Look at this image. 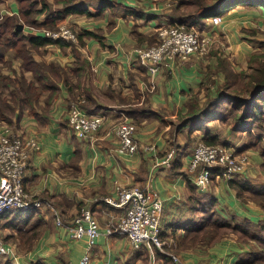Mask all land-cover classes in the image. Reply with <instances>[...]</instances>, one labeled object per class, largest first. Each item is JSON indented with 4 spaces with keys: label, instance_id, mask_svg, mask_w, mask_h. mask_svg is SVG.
Segmentation results:
<instances>
[{
    "label": "crops",
    "instance_id": "0c3cea01",
    "mask_svg": "<svg viewBox=\"0 0 264 264\" xmlns=\"http://www.w3.org/2000/svg\"><path fill=\"white\" fill-rule=\"evenodd\" d=\"M111 1L117 6L105 7L100 16L70 15L60 23L71 22L78 32L84 29L102 38L83 37L82 45L76 43L73 50L47 45L34 54L37 61L58 64L69 75L78 60L81 83L75 92L90 96L89 106L104 122L91 139H78L67 122L68 92L59 83L60 90L47 107L41 103L40 109L24 113L10 126L14 132L35 136L39 143V149L30 153L23 185L41 206L28 218L21 212L0 217V240L8 249L7 254H0V264H78L86 252L88 264H236L248 258L257 249H251L240 235L211 239L201 232L198 238L191 236L197 233L193 231L205 216L204 203L210 197L212 212L232 222L248 221L253 233L264 237L260 229L263 205L254 199L243 201L236 187V183L249 181L257 189L264 188V135L253 143L256 147L247 148L252 136L242 137L228 122L200 117L199 129L192 131L191 123L181 130L180 124L188 118L190 102H197L196 108L201 109L207 99L216 96L217 86L224 81L221 65L237 72L247 70L261 40L258 33L243 32L264 30V9L236 7L222 15L220 25L213 26L210 20L201 28L212 35L209 54L192 55L150 76L138 63L134 49L146 46V38L161 24H168L162 21L163 13L171 7L166 9L160 0ZM99 2L83 1L92 14L99 11ZM11 3L15 2H8L7 10ZM18 70L19 62L14 61L13 68L4 72L13 75ZM121 121L135 127L138 151L133 155L119 153L117 137L108 134ZM206 130L218 136L217 145L248 154L249 163L231 179L216 172L206 191L200 192L195 173L188 168L193 150L190 138L200 141ZM172 145L177 151L170 167H154L174 149ZM116 186L149 188L160 196L162 248L155 255L146 245L135 249L125 236L107 233L124 215L123 209L105 202L107 197L115 198ZM81 209H89L99 226L100 235L90 248L85 238L72 239L67 229Z\"/></svg>",
    "mask_w": 264,
    "mask_h": 264
},
{
    "label": "trees",
    "instance_id": "16d2710c",
    "mask_svg": "<svg viewBox=\"0 0 264 264\" xmlns=\"http://www.w3.org/2000/svg\"><path fill=\"white\" fill-rule=\"evenodd\" d=\"M7 1L0 0V4H4ZM13 1L17 4L18 14L0 16V123L12 125L24 113H33L40 109L41 103L47 107L53 96L60 90L59 83H62L66 88L69 101L82 96L85 100V104L82 106L84 111L88 114H95L89 106L92 102L90 96H84L83 91L75 92V89L79 88L81 83V66L78 60H76L75 66L71 68V74L69 75L68 71L58 64L37 61L34 58V54L40 53V48L47 45L68 47L73 50L76 43L82 45L83 37H94L96 39L102 37L83 29L80 32L77 31L75 42L52 40L40 34L27 33L24 31V25L32 26L39 30L53 31L57 30L60 23L65 21L70 15L97 17L103 14L105 7L117 6L116 3L111 0H100L99 11L92 14L83 1L56 0L61 3L58 8H51L47 2L49 0ZM170 1L173 3L171 14L165 15L168 24L183 25L186 29L194 28L200 31H202L201 28L204 25H207V22H210L212 17L225 15L236 7L264 8V0ZM188 4L194 7V11L180 14L181 8ZM40 17L41 19H38ZM19 24L23 25L21 30H17V25ZM257 32L253 30L247 31L250 35H254ZM155 36L157 37L156 33L146 39L151 42ZM136 37L141 40L140 35L136 34ZM259 43V50L252 55L247 70L237 72L228 66L221 65L224 81L217 86L216 96L207 99L201 109L196 108L197 102H190L188 118L180 124V130L190 123L189 128L191 131L194 129L198 130L199 127L197 125L200 117L204 119L214 118L228 122L230 125L233 124V131L251 135L253 142L249 143L247 148L256 147L253 143L261 140L264 135V42ZM14 61L19 62V70L17 72L13 71V75H9V73L1 71L2 66H5L3 67L5 70H11ZM26 73H29L30 76L27 77ZM73 77L76 78V83L72 80ZM207 89L209 90V88ZM46 93L47 96L44 99L43 97ZM207 94L210 95V93ZM200 141L207 144H217L218 136H212L211 132L206 130ZM234 149L237 154L240 153V149L238 150L235 147ZM219 170L220 168H215L212 176ZM236 187L240 199L243 201L254 199L259 201L264 207V188L257 189L249 181L236 183ZM213 203L214 201L210 197L205 200V216L197 224L196 231H193V233H197L191 237L194 238L196 236L195 238H198L199 234L203 232L207 238L210 236L211 239H214L220 235L219 229L231 228L236 233L245 236L244 238L247 240L252 239L260 244V249L251 251L248 258H241L236 264H264V237L253 233L248 221L232 222L212 212ZM38 210L39 208L27 210L12 209L8 212L14 215L18 212L25 213L28 218ZM20 226H15V228L19 231L21 230ZM260 229L264 232V224L260 225ZM34 230L31 229L30 231ZM26 232L28 233L29 231ZM208 242L210 241L207 240L206 243ZM158 251V249H153L154 255ZM163 259L165 261L168 260L166 256Z\"/></svg>",
    "mask_w": 264,
    "mask_h": 264
},
{
    "label": "built area",
    "instance_id": "2783aa9c",
    "mask_svg": "<svg viewBox=\"0 0 264 264\" xmlns=\"http://www.w3.org/2000/svg\"><path fill=\"white\" fill-rule=\"evenodd\" d=\"M8 10H5V12ZM7 15L14 13L6 12ZM222 23L221 16L211 18L213 26ZM27 28V27H26ZM31 33L40 34L52 40L76 41V33L69 27L59 25L57 30H37L28 28ZM212 45V35L208 32L186 29L183 25H163L158 29V42L147 47H137L134 54L138 63L146 69L150 76H155L164 68L174 66L176 62H183L190 56L204 57ZM78 100L69 103L67 122L78 139H91L104 122L100 114H88ZM134 125L127 121L115 124L108 134L118 139V152L133 155L138 151L134 140ZM39 149L37 138L14 132L8 125L0 126V215L12 210H27L39 208V201L33 200L26 192L23 180L28 165L30 153ZM175 157V149H171L154 163V167H170ZM249 163L248 154H237L234 149L217 144L199 143L191 154L188 168L195 173L194 183L200 192L208 188L212 172L221 169L226 179L233 178L242 172ZM115 198L107 197L105 202L124 210V215L114 229L107 233H118L125 236L130 245L138 249L146 245L153 253V249L161 250L160 240L161 215L163 203L155 191L137 186H116ZM57 225L61 224L56 215ZM72 239H86L88 248L93 247L100 232L96 219L89 209L81 211L71 220L67 227ZM8 253L7 247L0 240V254ZM177 262L176 257H171ZM89 254L80 259L78 264H88ZM152 264H155L153 261Z\"/></svg>",
    "mask_w": 264,
    "mask_h": 264
},
{
    "label": "rangeland",
    "instance_id": "374dc122",
    "mask_svg": "<svg viewBox=\"0 0 264 264\" xmlns=\"http://www.w3.org/2000/svg\"><path fill=\"white\" fill-rule=\"evenodd\" d=\"M10 1H12V0H8L6 3H4V4H0V16H7V14H6V12H11V13H16V12H18V7H17V4H16V2L15 3H11L10 4V8H11V10H8V11H6L5 12V10H7L8 9V2H10ZM55 1L56 0H49V1H47L48 3H49V5L51 6V8H58V7H60L61 6V3L60 2H58V1H56V3H55ZM77 2L78 1H85V3L87 4H89L92 0H76ZM90 1V2H89ZM163 4H164V6H166V9H169L172 5H173V3H171V1L170 0H160ZM185 1H189V0H185ZM189 5H191V4H188V5H186V6H183L182 8H181V10H180V14H184V13H190V12H192V11H194V7L192 6H189ZM9 8V9H10ZM164 9V8H163ZM163 9L161 10V11H163ZM171 9V8H170ZM259 9V8H258ZM262 9H264V8H262ZM165 10V9H164ZM166 11V10H165ZM257 11V10H256ZM179 12V11H178ZM18 14V13H17ZM164 15H163V20L162 21H167V20H165L166 18H165V15H169V14H171V10H169V11H166L165 13H163ZM15 15V14H14ZM222 17V16H221ZM38 19H41V17L40 18H38ZM168 26H173L174 24H167ZM175 25H177V24H175ZM64 26L65 27H69V28H71L76 34H77V30L75 29V27H74V24H72L71 22H68V23H65L64 24ZM160 26H162V24L160 25ZM27 27V28H26ZM185 27V26H184ZM28 28H33V29H35V27H32V26H27V25H24V31H26L27 33H31L29 30H28ZM37 30H38V28H36ZM191 29V28H190ZM194 29V28H193ZM192 29V30H193ZM194 30H196V29H194ZM197 31H199V32H203V31H200V30H197ZM254 31V30H253ZM156 33V35H157V37L155 36L154 37V39H153V41H151V42H148L147 43V45L146 46H142V47H147V46H152V45H155L157 42H158V30L155 32ZM243 33H245L246 35L248 34L247 33V31H244ZM259 35H257V37H259L260 38V40H261V43H262V41L264 42V30L263 31H261V30H259L258 32H257ZM210 34V33H209ZM244 34V35H245ZM257 44V46H259L260 45V43L259 42H257L256 43ZM142 45H144V44H142ZM210 48H211V46H210ZM209 52H210V49H209ZM209 52H208V54H209ZM2 66V65H1ZM3 67H5V66H2V72L4 73V71H5V69L3 68ZM78 100H84V98L82 97V96H79V97H76V99H72L71 101H70V103L71 102H75V101H78ZM83 104H85V100L81 103V106H83ZM3 124H6V125H8L7 123H0V125H3ZM9 127L11 126V125H8ZM231 126H233V124H231ZM11 128V127H10ZM255 131H257V130H255ZM240 135H242V137H245V135L248 137V138H250L251 137V135H249V134H246V133H241ZM241 137V136H240ZM191 139V142H192V153H193V151H194V148L199 144V143H201L202 141H197V140H195V139H192V138H190ZM188 142L190 143V140L188 139ZM175 146H171V148H174ZM175 149V148H174ZM175 151H177V149H175ZM191 153V154H192ZM165 154V153H164ZM219 172H220V175L222 176V174H221V169L219 170ZM221 176H219V177H221ZM224 178V177H223ZM211 182V181H210ZM209 229H211V228H209ZM213 231V230H212ZM218 232H219V234H220V237H224V236H230V235H240L239 237H241V239H243L244 240V242L252 249H260V244L259 243H257V242H255V241H253L252 239H246V238H244V236L243 235H241L240 233H236L235 231H233L231 228H222V229H219L218 230ZM208 233H210V232H208ZM238 239H240V238H238ZM259 247V248H258Z\"/></svg>",
    "mask_w": 264,
    "mask_h": 264
},
{
    "label": "water",
    "instance_id": "95a60500",
    "mask_svg": "<svg viewBox=\"0 0 264 264\" xmlns=\"http://www.w3.org/2000/svg\"><path fill=\"white\" fill-rule=\"evenodd\" d=\"M23 28V25L19 24L17 25V30H21Z\"/></svg>",
    "mask_w": 264,
    "mask_h": 264
}]
</instances>
